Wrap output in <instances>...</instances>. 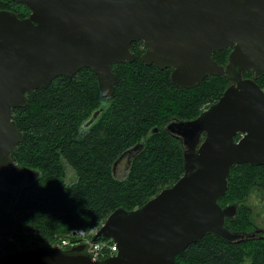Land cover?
I'll use <instances>...</instances> for the list:
<instances>
[{
  "label": "water",
  "instance_id": "water-1",
  "mask_svg": "<svg viewBox=\"0 0 264 264\" xmlns=\"http://www.w3.org/2000/svg\"><path fill=\"white\" fill-rule=\"evenodd\" d=\"M10 1L31 14L20 19L0 11V171L12 166L24 139L13 110L28 105V94L89 69L109 99L118 80L112 65L137 60L133 43L144 45L143 64L172 69L177 88L193 89L214 76L230 85L197 118L167 126L185 147L183 176L143 206L115 210L92 237V243L114 241L115 256L95 260L85 246L22 247L0 238V264H175L206 235L243 239L226 222L244 202L219 201L233 166H264V90L257 83L264 76V0ZM227 49L225 65L213 60ZM247 72L253 77L245 78ZM25 172L28 182L37 177Z\"/></svg>",
  "mask_w": 264,
  "mask_h": 264
},
{
  "label": "trees",
  "instance_id": "trees-1",
  "mask_svg": "<svg viewBox=\"0 0 264 264\" xmlns=\"http://www.w3.org/2000/svg\"><path fill=\"white\" fill-rule=\"evenodd\" d=\"M10 2L0 0V11ZM27 12L25 7L22 15ZM131 51L137 55L134 63L112 65L118 80L111 98H102L94 73L82 69L28 94V105L13 110L24 139L14 153L16 168L0 173L18 189L13 205L12 194L0 190V238L37 246L75 230H98L115 210L133 211L183 176L185 147L167 126L197 118L222 97L229 82L214 76L196 88L180 89L170 80L172 69L141 62L142 42L133 43ZM230 51L217 52L213 59L225 64ZM258 85L264 89V76ZM128 152L134 153L129 170L118 178L114 165ZM25 170L37 177L28 182ZM257 187L264 188V166L235 165L219 202L223 207L240 204ZM226 226L234 233L244 230L242 211ZM246 261L264 264V243H232L209 234L178 255L175 264Z\"/></svg>",
  "mask_w": 264,
  "mask_h": 264
},
{
  "label": "flooded vegetation",
  "instance_id": "flooded-vegetation-1",
  "mask_svg": "<svg viewBox=\"0 0 264 264\" xmlns=\"http://www.w3.org/2000/svg\"><path fill=\"white\" fill-rule=\"evenodd\" d=\"M27 8V7H26ZM23 9H25V6L24 5H21V4H17V3H14V2H10L8 4V6H6V8H4L3 10H10V11H14L16 12L17 14L20 13V16H18L20 19H25L27 17L30 16L31 14V11L30 9H28V12L26 13V15H22L23 14ZM145 49V48H144ZM232 51V49H229ZM230 51V52H231ZM217 53V52H216ZM215 53V54H216ZM230 54V53H229ZM229 56V55H228ZM213 58V56H212ZM214 60V59H213ZM216 61V60H214ZM217 62V61H216ZM227 63V62H226ZM225 63V64H226ZM220 64V63H219ZM225 64H221V65H225ZM249 73V72H247ZM247 73L244 74V77L245 78H252L253 75H246ZM251 73V72H250ZM260 79V78H259ZM258 79V80H259ZM258 80H257V83H258ZM228 81V80H227ZM230 85V83H229ZM263 89V88H262ZM264 90V89H263ZM210 107V106H209ZM208 107V108H209ZM207 108V109H208ZM206 110V109H205ZM204 110V111H205ZM241 138V135H238L236 137V140H239ZM133 155L134 153L132 152H128L126 153L125 155H123L119 161L116 163L117 165L120 164L121 161H123L126 157H127V161H128V166H130L131 162H132V158H133ZM114 165V169L116 168L117 165ZM14 168H16V163L15 161L13 162L12 166L8 169V170H13ZM7 171V170H6ZM6 171H3V173H6ZM0 173H2V171H0ZM36 176H33V179L35 178ZM32 179V180H33ZM0 182L3 184V185H6L5 187H0V190H4V191H8L9 193L12 194V201L10 202L11 205L15 204V202L17 201V197H18V189L13 185V186H9L7 185L6 183V180L4 178V176L1 177L0 179ZM256 191H259L261 192L263 195H264V188L263 189H260L259 187L257 188H252L250 193H249V197L252 193L256 192ZM248 197V198H249ZM247 198V199H248ZM247 199L246 201L244 202V204L242 205V214H243V220L245 222V229L244 230H240V231H236L237 233H239L240 235H243V239L237 241V242H233V243H239V242H242V241H252L254 243L256 242H262L264 243V230H260L258 229V226H257V223L255 224L254 220L252 219V216H251V213H252V209L250 206H248V203H247ZM263 200H264V197H263ZM227 206V205H226ZM8 240H14V239H8ZM29 243H20L19 244L22 246V247H28L29 246ZM40 245H44L43 243H39ZM79 246H85L86 247V250L84 251L85 253H88V248H89V245L85 242L79 244V245H76V246H73L71 245L70 247L66 248V249H70V248H75V247H79Z\"/></svg>",
  "mask_w": 264,
  "mask_h": 264
},
{
  "label": "rangeland",
  "instance_id": "rangeland-1",
  "mask_svg": "<svg viewBox=\"0 0 264 264\" xmlns=\"http://www.w3.org/2000/svg\"><path fill=\"white\" fill-rule=\"evenodd\" d=\"M127 160L128 159L126 157L123 161L120 162L119 165L116 166V168L114 170L116 177L123 178L127 174L128 170H129V167H127L128 166ZM68 173H69V177L71 178L72 176H70V173H71L70 169H69ZM5 186L6 185H3L0 182V187H5ZM263 197H264V195L261 192L256 191V192L252 193L250 195V197L247 199L248 206H250L252 209L251 216H252L255 224L257 223L258 229H260V230H264V200H263ZM238 209L241 210L242 207H240ZM96 232H97V229H93V230L89 231L88 233H86L84 235V237L90 238L91 236L95 235ZM66 236H64V237L66 239L70 240L71 245L76 244V242H77L76 240L78 239L77 237L74 238L73 236H68V235H66ZM244 264H249V262L246 261Z\"/></svg>",
  "mask_w": 264,
  "mask_h": 264
},
{
  "label": "built area",
  "instance_id": "built-area-1",
  "mask_svg": "<svg viewBox=\"0 0 264 264\" xmlns=\"http://www.w3.org/2000/svg\"><path fill=\"white\" fill-rule=\"evenodd\" d=\"M86 232L82 230H75L72 234L74 238H78L76 244L73 246L79 245L83 242L89 245L88 254L92 256L93 259H105L107 257L115 256L118 252V246L112 240H103L96 243L90 242V238H85L84 235ZM48 246L58 247V248H67L71 246L69 239L63 238L55 242L47 243Z\"/></svg>",
  "mask_w": 264,
  "mask_h": 264
}]
</instances>
